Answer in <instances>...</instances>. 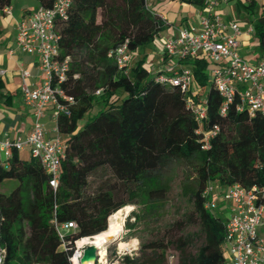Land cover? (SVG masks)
<instances>
[{
  "label": "trees",
  "instance_id": "1",
  "mask_svg": "<svg viewBox=\"0 0 264 264\" xmlns=\"http://www.w3.org/2000/svg\"><path fill=\"white\" fill-rule=\"evenodd\" d=\"M10 1L0 0V15ZM37 1L47 6L53 0ZM241 5L251 14L264 0H243ZM164 23L144 0H71L66 18L57 23L60 54L70 58L60 85L75 99L69 114L56 119L65 143L59 181L53 190L39 161L21 157L15 148L0 160V183L15 180L8 191H0L1 264H69L75 239L106 229L126 204H151L164 195L178 166L183 169L181 192L192 207L179 222L196 224L202 241L191 251L195 233L160 237L114 264H164L170 245L179 250L176 264H223L224 217L216 208L203 207L201 192L210 180L222 186L238 182L256 185L264 202V115L236 110L235 102L220 113L221 97L203 57L185 60L193 74L188 92L156 80L161 70H151L146 54L137 55ZM250 24V35L264 52V13ZM123 42L130 57L137 56L128 68L118 67L107 55ZM188 95L204 98L206 114L200 124L186 104ZM4 97L0 77V102ZM94 106L95 114L78 126ZM214 124L218 131L202 149V134L196 130ZM53 218L74 220L76 227L62 240Z\"/></svg>",
  "mask_w": 264,
  "mask_h": 264
},
{
  "label": "built area",
  "instance_id": "2",
  "mask_svg": "<svg viewBox=\"0 0 264 264\" xmlns=\"http://www.w3.org/2000/svg\"><path fill=\"white\" fill-rule=\"evenodd\" d=\"M199 1L201 7L198 11V24L179 27L175 35L163 40L161 49L167 62L158 68L161 73L156 75V80L177 85L182 91L188 92L192 87L193 74L185 60L203 57L210 64L207 69L208 78L221 97L220 113H225L229 105L235 102L236 110L246 111L248 115H264V52L255 61L239 53L241 24L215 12L218 5L228 0ZM144 2L152 11V1ZM70 4L71 0H53L47 6L39 4L16 21L15 44L22 51L37 55L36 66L43 76L40 82L31 85L26 81L29 71L20 70L21 97L31 108L33 121L24 134L0 140V152L4 158L11 155L13 148L28 149L29 155L37 159L48 173V185L53 190L59 181L65 148L56 119L59 114H69L75 102L74 97L60 85L67 75L70 58L60 54V34L57 31V23L66 18ZM3 12L9 13L10 7H4ZM159 17L164 21L161 15ZM251 30L250 24L247 31L250 33ZM129 54L126 42L107 52L118 67L126 68L130 66ZM3 71L0 69V74ZM186 104L193 110L195 120L200 124L206 114L204 98L196 100L194 96L188 95ZM49 107L55 120L56 133L52 136L45 135L41 122ZM217 131L216 124L203 131L196 130L202 134V149L209 146L210 138ZM260 191L256 185L245 187L233 182L222 186L212 180L203 188V207L213 210L221 201L226 211L223 216V264H264V235L258 233V226L264 222V202L259 199ZM52 222L62 240L70 229L76 227L74 220L57 222L53 218ZM78 239L73 242V249L68 256L69 264H80L79 258L85 243L78 245ZM3 256L4 250L0 246V264ZM119 256L116 255L114 260L117 261ZM96 262H101L99 254Z\"/></svg>",
  "mask_w": 264,
  "mask_h": 264
},
{
  "label": "crops",
  "instance_id": "3",
  "mask_svg": "<svg viewBox=\"0 0 264 264\" xmlns=\"http://www.w3.org/2000/svg\"><path fill=\"white\" fill-rule=\"evenodd\" d=\"M151 1L152 7H155L154 11L163 17L165 23L160 31L154 36L151 45L145 46L140 53L142 52L141 55L146 54L150 65H157L156 69H158L167 62V58L162 54L161 49L163 40L166 37L175 35L179 27L197 25L198 11L201 4L199 0L198 2H189L185 0H161V2H159V0ZM233 1L236 2L238 9V6L243 0ZM256 1L260 3L261 0ZM227 2L218 5L215 12L219 13L222 17L229 19L231 18L230 14L221 11L223 8H226ZM38 5L39 2L37 1L33 8H25L24 6H21L19 10H15L14 3L11 0L10 5H8V7H10V12H3V14L0 15V69L4 70L3 73L0 74V77L3 83V92L5 93L4 98L6 99L5 101L2 100L0 102V140L7 136L13 137L16 134H24L29 130L33 121L31 108L23 102L21 97L20 70L27 69L29 71L26 81L31 85L40 82L43 75L36 66L37 55L35 53L22 51L16 46L14 37L16 21ZM230 12L234 13V5L230 7ZM239 23L242 28L243 23L240 21ZM247 34H250L247 29L244 30V28H242V33L238 38L240 46L243 45L244 42L246 43L244 37ZM251 44L257 45V42L254 40ZM10 49L12 52H10ZM261 53L262 50L250 54L252 56L250 61H255ZM41 122L45 128L46 136H52L56 133L55 120L51 115L50 107L45 111V115L41 118ZM24 150L27 151L28 158V149L25 148Z\"/></svg>",
  "mask_w": 264,
  "mask_h": 264
},
{
  "label": "rangeland",
  "instance_id": "4",
  "mask_svg": "<svg viewBox=\"0 0 264 264\" xmlns=\"http://www.w3.org/2000/svg\"><path fill=\"white\" fill-rule=\"evenodd\" d=\"M15 6V10H19L21 6L25 8H33L36 5L37 0H12ZM161 2V0H159ZM234 5V13L230 12V7ZM237 9L236 2L230 0L226 4V8L221 11L223 13L230 14V17L243 23L244 30L248 28L250 20L257 16L259 12L264 13V5L254 7L251 14H248L245 8L240 4ZM154 10L155 7H152ZM230 12V13H229ZM96 19H99L97 12ZM244 39L243 45L240 46L239 53L247 58L252 59L253 52H260L261 49L257 45L251 44L254 41V37L247 34ZM148 45H151L148 44ZM142 53V52H141ZM139 53V55H141ZM137 58L136 54L132 55L129 59V64ZM157 65L151 66V70H155ZM97 106H94L91 110L87 111L81 118L78 119V126H82L83 123L90 119L95 114ZM19 154L23 158H27V151L24 149L19 150ZM4 156L0 152V160H3ZM183 169L178 166L172 172L171 179L168 185V189L161 197L151 199V204L147 201L136 204H126L122 210V232L116 241H112L103 250L104 262H96L95 264H114L118 260H114V255H136L140 253V246L142 243L157 239L160 237L174 238L179 235H185L186 233L193 234V242L190 246V250L194 251L199 243L203 239V234L197 230L196 224H183L179 222L184 219L185 215L191 211L190 200L182 194L180 182L182 179ZM15 184L14 179H5L0 183V191H7ZM216 210L221 216H225L221 201H219ZM131 211H134L136 215H132ZM131 224V226H129ZM258 233L264 235V222L258 226ZM131 240H134V245H129L124 248H118L120 243L128 244ZM179 256V250L175 246H168L165 251L164 264H176Z\"/></svg>",
  "mask_w": 264,
  "mask_h": 264
},
{
  "label": "bare ground",
  "instance_id": "5",
  "mask_svg": "<svg viewBox=\"0 0 264 264\" xmlns=\"http://www.w3.org/2000/svg\"><path fill=\"white\" fill-rule=\"evenodd\" d=\"M122 214L123 213H119L114 218H112L106 229L94 235L85 236L78 239L77 244L81 245L84 243H93L94 245L99 247L100 261L104 262V256L102 255L104 250V243L108 241L109 238L118 236L122 232ZM132 241L134 240H131L128 244L120 243L118 248H124L129 245H134V242ZM83 264H92V262L90 260H86Z\"/></svg>",
  "mask_w": 264,
  "mask_h": 264
},
{
  "label": "water",
  "instance_id": "6",
  "mask_svg": "<svg viewBox=\"0 0 264 264\" xmlns=\"http://www.w3.org/2000/svg\"><path fill=\"white\" fill-rule=\"evenodd\" d=\"M107 225H108V222H107ZM119 236H120V234L118 236H114V237L109 238L108 241H106L104 243V248L110 242L116 241L119 238ZM99 251H100L99 247H97L93 243L85 244L83 249H82V254H81L80 258H79V263L83 264L84 261L90 260L92 262V264H95L96 261H97V258H98Z\"/></svg>",
  "mask_w": 264,
  "mask_h": 264
}]
</instances>
